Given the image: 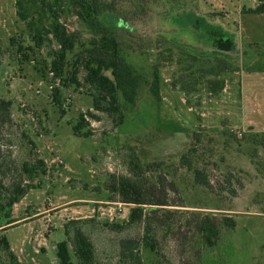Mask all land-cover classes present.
Segmentation results:
<instances>
[{
    "label": "rangeland",
    "instance_id": "obj_1",
    "mask_svg": "<svg viewBox=\"0 0 264 264\" xmlns=\"http://www.w3.org/2000/svg\"><path fill=\"white\" fill-rule=\"evenodd\" d=\"M77 1L0 0V99L11 101L8 120L5 115L0 119V159L9 165L12 179L18 177L21 162L33 161L36 154L46 165L45 174L13 205L11 216L17 221L3 231L20 262L60 264L56 244L66 239L63 224L92 217L98 221L89 231L97 264H197L196 238L184 222V211L200 210L216 217L228 213L236 221L233 229H221V243L206 264L216 256L227 264H264V149L251 143L253 131H264V13L240 12L258 0H90L99 13L108 11L99 18L116 35L123 60L142 80L135 102L121 101L123 118L117 125L116 115L93 111L90 97L71 84L60 87V113L47 73L51 35H45L42 48L34 46L35 27L48 29L52 10L78 41L90 36L93 31L78 17ZM215 26L232 35L235 48L214 72L208 65L213 66L215 57L225 59L216 53ZM11 36L32 48L23 50L29 60H22V50L9 43ZM154 70L159 101L149 91ZM221 70V75H213ZM220 78L222 89L210 92L209 81ZM87 109L98 117H88L91 135L72 133L78 113ZM229 129L240 135L234 137ZM194 136L211 189L193 183L191 172L178 161L189 143L197 142ZM117 150L122 154L116 153L121 167L115 177L130 173L133 158L143 166L176 164L173 176L172 166L155 168L154 163V169L143 174V195L169 205L157 217L167 227L156 235L153 251L139 246V263L118 257V247L124 238L140 239L142 222L122 231L101 224L121 222L129 210L108 190L111 157ZM180 200L231 210L180 206Z\"/></svg>",
    "mask_w": 264,
    "mask_h": 264
},
{
    "label": "trees",
    "instance_id": "obj_2",
    "mask_svg": "<svg viewBox=\"0 0 264 264\" xmlns=\"http://www.w3.org/2000/svg\"><path fill=\"white\" fill-rule=\"evenodd\" d=\"M17 4L20 6V1H17ZM77 5L79 7L78 17L88 29L93 31L89 37L78 41L74 34L69 33L59 23L56 11L52 10L51 16L53 21L50 27L48 29L35 27V32L32 36L34 46L42 48L45 42L44 39L46 38L45 35H51L49 37L51 44H49V53L47 55L49 57L47 73H49V79L53 83L50 87L51 97L53 102L59 106L60 113H63V109L60 106V87L71 84L75 90L82 89L90 97L93 111L105 112L111 116L116 115L117 121L114 124L117 125L122 122L123 118L121 111L123 105L121 101L125 104H133L137 96V88L142 80H140L137 73L127 62L123 60L116 35L99 18V14L101 15V13L108 11L99 13L100 11L97 10L96 5L90 2V0H78ZM240 12L264 13V0H258V3L253 7H243ZM19 14L21 19H26V15L23 12H19ZM28 24L31 23L28 21ZM213 28L215 49L218 50L216 53H222L225 56V59H222L221 56L215 57L213 66L208 65V68L210 70L213 69L215 72L217 67L222 65L223 61L228 60L229 57L226 53L232 51L235 48V44L231 34L223 31L220 27L215 26ZM9 43L11 45L17 44V50H22V60H29L28 53L23 52V50L25 48L32 50L31 47L21 46L16 36L9 37ZM69 54L70 57L68 58ZM189 69L191 70V68H187V70ZM222 71L213 72V75L219 76ZM80 72L82 73L81 76ZM222 87L223 78L209 81L208 90L210 92L220 91ZM149 91L156 101L161 99L156 70L153 71V79L149 82ZM10 105V100L0 99L1 120H4V115L7 116L8 120ZM93 111L87 109L84 112L78 113L76 122L71 125L72 133L82 136L91 135L93 129L90 130L86 127L88 125V117L98 119ZM229 130V134H233L234 137L240 135L239 132L233 129ZM253 132L255 134L251 136V143H256L260 148L264 149V131ZM23 136L27 138L25 134ZM195 140L197 142H190L186 151L181 153L178 161L185 166L186 170L191 172L193 183L200 185V188L211 189L212 185L206 174V165L201 161L202 155L200 153L198 137H195ZM27 142L33 145L29 138H27ZM116 153L120 156L122 151L117 150L112 153L111 159L114 163V170L108 176L110 181L108 190L119 201L128 204L129 210L126 219L123 221H105L101 224L110 230L122 231L133 223L142 222L143 232L140 239L124 238L120 241L118 247V257L125 260L134 259L139 263V246L143 245L153 251L155 245L152 242L156 243V235L159 230H165V227H167L157 217L160 216L161 212L166 213L168 209H165L163 206L169 205L164 200L149 199L143 195V186L145 185L142 182L143 174L147 169L152 171L154 163L157 165L155 168L172 166L171 173L173 176L176 164L175 162L166 161L167 165L166 162H152L143 166L136 158H133L130 159L131 163L128 167L130 173L127 176L119 175L115 177L114 172L116 171L115 173H117L121 167H119L118 161L115 158L117 156ZM220 161L222 162L223 159H220ZM218 162V160L214 161L217 164ZM9 168L5 159H0V264H22L11 249L3 231L17 221V219L11 216L13 205L24 196L29 188L34 186L33 182L36 177L45 174L46 165L44 159L36 154V158L33 161L21 162L18 177L12 179L7 172ZM225 181L230 183L228 177H226ZM230 192L235 193L232 189H230ZM185 203L187 201H179L180 206H189L196 209L231 210L230 206L222 208V206L210 207L209 205H189ZM184 212L187 214V216H184V222L186 221L187 225L192 226V233L196 238L193 241V247L197 251L196 255L200 257L197 264H206L208 263L206 257H208L211 251L217 249L218 245H220L219 243H221L219 242L221 240V229L225 227L233 229L236 221L233 215H229L228 213L216 217L211 211L190 210ZM26 217L28 215L23 218ZM94 222L98 225V221H95L92 217H85L72 219L63 224L66 239L56 244V256L60 264H74L71 252L76 264H97L96 247L89 234V231L92 229L91 223L94 224ZM166 224L169 225V222ZM217 255L219 256V254ZM212 264L227 263L224 257L216 256Z\"/></svg>",
    "mask_w": 264,
    "mask_h": 264
},
{
    "label": "crops",
    "instance_id": "obj_3",
    "mask_svg": "<svg viewBox=\"0 0 264 264\" xmlns=\"http://www.w3.org/2000/svg\"><path fill=\"white\" fill-rule=\"evenodd\" d=\"M252 130H254V129H252ZM261 132V131H260Z\"/></svg>",
    "mask_w": 264,
    "mask_h": 264
}]
</instances>
